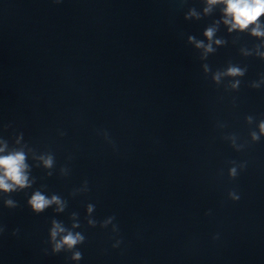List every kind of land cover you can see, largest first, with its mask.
Segmentation results:
<instances>
[{
	"label": "water",
	"instance_id": "95a60500",
	"mask_svg": "<svg viewBox=\"0 0 264 264\" xmlns=\"http://www.w3.org/2000/svg\"><path fill=\"white\" fill-rule=\"evenodd\" d=\"M205 7L53 3L0 75V155L23 151L32 181L0 192V264H264V136L249 134L264 119V36L253 24L229 31L224 5ZM193 9L199 18L185 19ZM257 23L264 31V15ZM208 27L215 51L205 54L188 37L207 45ZM229 66L245 75L213 80ZM37 190L67 207L33 213ZM9 198L16 208L4 207ZM53 218L81 225L80 261L51 252Z\"/></svg>",
	"mask_w": 264,
	"mask_h": 264
},
{
	"label": "clouds",
	"instance_id": "9594fccd",
	"mask_svg": "<svg viewBox=\"0 0 264 264\" xmlns=\"http://www.w3.org/2000/svg\"><path fill=\"white\" fill-rule=\"evenodd\" d=\"M59 3L60 0H55ZM207 7H205L204 12L209 13L212 7L217 4H223V23L229 26V31L233 30H245L250 24L255 25L252 28V34L255 36H264V31L261 30L260 24L257 23L258 18L264 15V0H206ZM192 16H197L195 10H191L185 19H189ZM216 28L208 27L203 35L208 39L209 43L205 45L203 41H197L194 36H189L188 41L194 42L196 48L204 49V53H212L215 49L212 47L213 37L215 35ZM217 45L223 43L221 40H215ZM206 58V57H205ZM205 71H209L207 65L204 66ZM246 69H242L237 66H229L225 72H217L213 76V80L216 82L220 81L221 75L237 77L245 75ZM240 81H235L232 83L231 87L238 89ZM253 88H260V83H254ZM256 118L252 115L245 117L248 124L253 123ZM259 131H251L249 134L253 142H259L261 137L264 136V119L258 121ZM236 134H232L235 137ZM237 150H240L239 148ZM4 149L0 148V152ZM43 165L45 168H51L54 164V158L51 155L46 157H41ZM235 165V161H231ZM242 165V167H245ZM238 171L235 166L228 169V176L230 178H236L238 176ZM51 175V173H49ZM87 185V181L84 182ZM32 186V181L29 180L28 176V164L26 163V154L23 151H14L7 155H0V192L11 193L21 191L25 188ZM88 190V189H87ZM74 194V193H73ZM228 196L232 201H237L240 199L239 195L233 190L228 192ZM31 211L35 214H40L50 208L52 205H57L55 209L56 212H63L67 207V201L63 200L58 194H53L51 197L45 195L41 191H35L30 198L27 200ZM4 207L13 209L17 207V202L11 198L4 201ZM95 206L93 204L87 205V211L91 213ZM76 214L73 213V216ZM115 217H109L100 223V227L106 228L107 224L112 222ZM88 226L95 227L97 224L96 220L89 219L87 221ZM81 227L79 224H73L71 228L66 227L61 221L56 219L51 220V226L49 229V240L48 243L51 245V252L53 254H58L61 252L71 253L69 257L71 260L80 261L83 258V254L78 250V246L85 242V236L81 232H74L72 229ZM4 231L3 227H0V233ZM113 231L117 232L118 228L116 225L113 227ZM19 229L13 231V235H16ZM121 241H117L113 244V247H118ZM47 251V250H45Z\"/></svg>",
	"mask_w": 264,
	"mask_h": 264
}]
</instances>
